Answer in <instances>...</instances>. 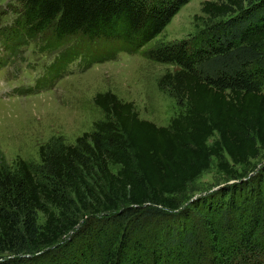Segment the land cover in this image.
Segmentation results:
<instances>
[{"label": "trees", "instance_id": "1", "mask_svg": "<svg viewBox=\"0 0 264 264\" xmlns=\"http://www.w3.org/2000/svg\"><path fill=\"white\" fill-rule=\"evenodd\" d=\"M18 1L0 26L11 48L33 38L41 52L61 48L53 75L121 51L175 64L159 84L182 111L159 126L99 92L104 117L74 143L47 141L38 163L2 160L0 264H264V164L247 179L234 169L264 150V0H205L201 11L218 20L150 46L190 0ZM212 157L238 181L183 206ZM78 226L79 241H64Z\"/></svg>", "mask_w": 264, "mask_h": 264}, {"label": "rangeland", "instance_id": "2", "mask_svg": "<svg viewBox=\"0 0 264 264\" xmlns=\"http://www.w3.org/2000/svg\"><path fill=\"white\" fill-rule=\"evenodd\" d=\"M203 1L205 0H190L183 5L148 45L188 39L210 22L218 20L211 19L201 11ZM9 3L20 6L18 0H0V26L11 19V12L6 11ZM12 43L8 41L6 44L0 40V58H7L5 64L0 59V75L5 72L1 82H10L13 89L19 88L13 93L11 88L0 84V162L4 160L11 165L17 158H22L38 163L40 145L56 138L71 144L83 132L91 131L93 123L104 117V112L93 101V97L99 92L110 91L122 101L133 102L140 118L159 126L167 125L171 117L182 111L169 90L161 88L159 84V79L165 72L177 69L175 64L156 62L145 58L140 52L121 51L116 58L102 59L91 65L76 59L66 70L53 75L46 71V66L52 61V54L61 48L50 54L39 52L38 39L33 38L26 40L24 47L16 44L13 58H9ZM86 58L89 59L88 56ZM43 73L49 81L45 85L49 86L47 89L25 93L26 89L20 88L21 85L29 86ZM262 90L264 91V85ZM263 164L264 150L248 167L234 165V169L242 172L241 179H247ZM234 181L238 179L230 178L220 171L217 159L212 157L209 168L188 184L187 190L179 199L183 206L188 207L197 198L209 196ZM79 213L80 223L83 224L87 217ZM95 215L93 220L99 222L105 214L100 211ZM38 222H44V216L40 212ZM79 228L80 226L70 232L69 236H63V240L79 241L74 238ZM78 245L81 246V243L75 244ZM44 249L46 248L42 250Z\"/></svg>", "mask_w": 264, "mask_h": 264}]
</instances>
